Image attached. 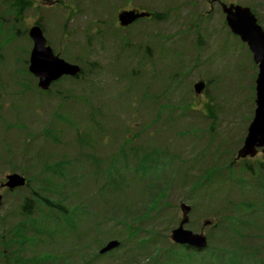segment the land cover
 Returning a JSON list of instances; mask_svg holds the SVG:
<instances>
[{
  "label": "rangeland",
  "instance_id": "obj_1",
  "mask_svg": "<svg viewBox=\"0 0 264 264\" xmlns=\"http://www.w3.org/2000/svg\"><path fill=\"white\" fill-rule=\"evenodd\" d=\"M27 1L16 19L0 0V264H264V203L242 216L253 196L231 182L243 179L240 167L229 169L255 115L258 67L222 10L248 6L264 28V0ZM131 9L164 16L121 26L118 14ZM35 22L82 67L45 93L28 71ZM11 173L29 185L2 188ZM31 190L62 203L73 224L35 202L25 218ZM182 203L204 250L171 238ZM111 240L120 246L100 254Z\"/></svg>",
  "mask_w": 264,
  "mask_h": 264
},
{
  "label": "water",
  "instance_id": "obj_2",
  "mask_svg": "<svg viewBox=\"0 0 264 264\" xmlns=\"http://www.w3.org/2000/svg\"><path fill=\"white\" fill-rule=\"evenodd\" d=\"M223 12L226 14L227 25L231 32L246 43L252 53L253 61L258 66L256 78V109L252 122L242 148L238 151V158L254 156L258 148H264V29L259 24L256 15L248 6L239 4H222ZM151 13L138 9L123 10L118 14V21L123 27L129 26L141 18L150 17ZM29 36L33 42L29 58V71L38 78V87L48 90L52 83L64 75L77 76L81 72L78 64L70 63L56 55L47 42L44 30L36 23L29 29ZM205 82L194 84L196 93H202ZM5 186L9 189L23 187L26 178L18 173L7 175ZM1 199V196H0ZM185 217L179 226L172 230L171 238L179 245H186L198 250L208 246L207 237L204 234L194 233L185 228L188 223V213L191 207L185 203L181 204ZM209 224V222H206ZM119 240L109 241L100 249V254H107L118 248Z\"/></svg>",
  "mask_w": 264,
  "mask_h": 264
},
{
  "label": "trees",
  "instance_id": "obj_3",
  "mask_svg": "<svg viewBox=\"0 0 264 264\" xmlns=\"http://www.w3.org/2000/svg\"><path fill=\"white\" fill-rule=\"evenodd\" d=\"M3 2H9L11 8L13 7L14 9H16V13H17L16 19H20V15H21L22 11H24L26 9V7L29 6V3H28L27 0H3ZM151 13H152L151 18L158 19V20L162 19V17L164 16V14H161V13H158V12H151ZM40 92H43V91L40 90ZM43 93H45V92H43ZM211 106H209V107L206 106V107L209 108V111H208L209 114H211V116H213L215 110H214L213 106L212 107ZM211 108H213L214 112L211 110ZM128 141H129V139H128ZM155 151L156 150H154V149L146 151L138 158L139 169H144V170L147 169V161L150 160V158H152L153 152H155ZM90 158L98 163L99 159L94 154H92L90 156ZM54 165H55V167L58 168V170H56V173H59V171H60L59 170L60 163L54 164ZM47 167H51V166L50 165L44 166V171L46 170ZM110 168H113V167H109V166L106 167V169H110ZM111 177H109V178H111ZM27 180H28L27 184L29 185V181L30 180L29 179H27ZM160 191L153 198L152 202L150 203V207L151 208L157 207V205L159 203L158 197L160 196ZM32 194H34L33 197H32ZM161 195L163 197L165 195V193L162 192ZM40 197L42 199L39 198V194H38V192H35V190H31V197L30 196L29 197H27V196L25 197V199H24V201L22 203V206H21L22 207V211H23V213L25 215V218L28 219L32 215V213H33V211L35 209V206H34V202H35V203H40L43 206H45L46 208H48L49 211L51 212L52 218L56 219L57 223L65 222V220H66V221H69V222H71L73 224L72 220L69 219V215H68V214H70L69 209H67L62 203L56 202V201L51 200V199H49L47 197H43V196H40ZM123 209L125 210L126 207H124ZM54 211H56L60 215L57 216V213L54 212ZM67 216H68V218H67ZM128 228L130 229L131 234L134 233V231L136 230V228L134 226H132V225H128ZM17 229H19V228H16V230ZM19 231H20V229H19ZM20 233H21V231H20ZM180 247L184 248L186 250L185 252H189V247H186V246H184V247L180 246ZM165 255H166V253H165ZM171 256H174V254H169L167 256V258H170ZM15 258H16V259H14L15 262H18V263L22 264V260L23 259L20 258V256L15 257ZM172 259L173 258L171 257L169 260H172ZM5 264H8L7 263V259H5ZM23 264H26V263L24 262Z\"/></svg>",
  "mask_w": 264,
  "mask_h": 264
},
{
  "label": "flooded vegetation",
  "instance_id": "obj_4",
  "mask_svg": "<svg viewBox=\"0 0 264 264\" xmlns=\"http://www.w3.org/2000/svg\"><path fill=\"white\" fill-rule=\"evenodd\" d=\"M239 166L242 173L243 179H232L233 185L242 184L241 195H249L253 198L244 200L241 203V208L244 209L243 215H247L253 210L259 209L262 203H264V148H258L257 153L254 156H247L245 158H238L236 155L235 159L231 160L229 169ZM234 175L235 173L232 172ZM260 176L262 179L257 181L255 177ZM252 177V179H247ZM229 186L231 187V183ZM229 187V188H230ZM229 205V204H227ZM231 212H234L233 210ZM210 225V221H209ZM215 225V223H213Z\"/></svg>",
  "mask_w": 264,
  "mask_h": 264
},
{
  "label": "bare ground",
  "instance_id": "obj_5",
  "mask_svg": "<svg viewBox=\"0 0 264 264\" xmlns=\"http://www.w3.org/2000/svg\"><path fill=\"white\" fill-rule=\"evenodd\" d=\"M182 247H184V245H181ZM196 250H198V249H196Z\"/></svg>",
  "mask_w": 264,
  "mask_h": 264
}]
</instances>
